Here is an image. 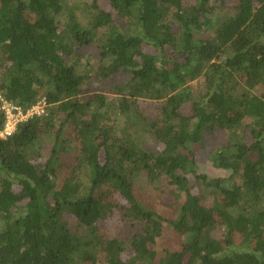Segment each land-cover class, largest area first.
Segmentation results:
<instances>
[{
  "label": "trees",
  "instance_id": "obj_1",
  "mask_svg": "<svg viewBox=\"0 0 264 264\" xmlns=\"http://www.w3.org/2000/svg\"><path fill=\"white\" fill-rule=\"evenodd\" d=\"M106 2L116 18L100 0H0V94L46 101L0 137V264H264V0ZM93 44L111 99L84 98ZM217 136L208 179L189 150ZM163 182L185 197L174 219L137 192Z\"/></svg>",
  "mask_w": 264,
  "mask_h": 264
},
{
  "label": "rangeland",
  "instance_id": "obj_2",
  "mask_svg": "<svg viewBox=\"0 0 264 264\" xmlns=\"http://www.w3.org/2000/svg\"><path fill=\"white\" fill-rule=\"evenodd\" d=\"M70 3H83L85 1H91V0H68ZM107 0H100V4L103 8H105L107 11H110L111 14H113L114 18L115 13L109 8L107 5ZM97 44L90 45L88 47H85L83 50L80 51V63L78 64L77 70L78 71H84L87 72L90 76V82L86 87L84 88V98L91 97L96 93H105L109 99L115 97V94L113 92L112 83L110 81L97 78L95 74L97 71H100V68L103 67L102 63L99 60V53L97 50ZM128 75H123L119 77L118 79H126ZM194 89H198L199 82H194L193 84ZM255 94L259 96H264V86L261 88H258L255 91ZM42 100V99H41ZM190 106L187 105L185 109V113H189ZM46 113V108H45ZM120 128L119 130L123 129L125 126V121L120 117ZM69 134V132H68ZM222 135V134H219ZM224 136V135H222ZM226 140L227 137H224ZM224 139V140H225ZM221 142L220 136H217L216 138H207V140L203 144H196L191 146L190 153L193 154V157L196 160L197 163V171L199 174L205 175L208 177V179H213L217 176V171L215 168L211 166V163L209 161L210 155L212 151L218 146V142ZM55 145V138L53 136H48L45 138L42 144V154L44 158H47L51 153ZM149 149L156 150L158 147V144L155 141L149 140ZM86 182V179L83 178ZM192 186L195 187L197 190V187L194 183H192ZM174 190L173 186H170L167 182H163L160 190L154 189L152 187H144V186H138L137 192L140 193V196H143V200L146 199L145 202H148L147 204L152 205L158 213H160L162 216L168 218V219H174L178 215V211L183 205V202L185 200V197L182 196L178 199L174 197V195L171 194V191ZM199 192L201 194L206 195L202 190ZM140 197V198H141ZM146 204V203H145ZM117 212V211H116ZM114 213L112 218L108 220V229L109 231L117 236V237H125L129 233V229L125 228V222L121 220V217L119 214ZM166 230L170 232L172 228L167 227ZM188 239V238H187ZM186 241V238L184 239ZM166 245L169 247L177 248L180 245V241L175 235L170 234L168 239H166Z\"/></svg>",
  "mask_w": 264,
  "mask_h": 264
},
{
  "label": "built area",
  "instance_id": "obj_3",
  "mask_svg": "<svg viewBox=\"0 0 264 264\" xmlns=\"http://www.w3.org/2000/svg\"><path fill=\"white\" fill-rule=\"evenodd\" d=\"M1 111L5 115V124L0 132L2 139L11 137L21 123L26 122L32 117H40L45 114L46 101L43 98L36 105L24 111L22 107L5 100L0 94Z\"/></svg>",
  "mask_w": 264,
  "mask_h": 264
}]
</instances>
